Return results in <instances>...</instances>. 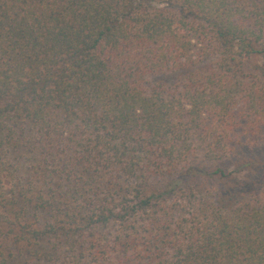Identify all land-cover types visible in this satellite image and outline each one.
<instances>
[{
    "label": "trees",
    "instance_id": "16d2710c",
    "mask_svg": "<svg viewBox=\"0 0 264 264\" xmlns=\"http://www.w3.org/2000/svg\"><path fill=\"white\" fill-rule=\"evenodd\" d=\"M264 0H0V264H264Z\"/></svg>",
    "mask_w": 264,
    "mask_h": 264
},
{
    "label": "rangeland",
    "instance_id": "374dc122",
    "mask_svg": "<svg viewBox=\"0 0 264 264\" xmlns=\"http://www.w3.org/2000/svg\"><path fill=\"white\" fill-rule=\"evenodd\" d=\"M250 156L255 160L264 161V131L258 141V145L249 152Z\"/></svg>",
    "mask_w": 264,
    "mask_h": 264
}]
</instances>
